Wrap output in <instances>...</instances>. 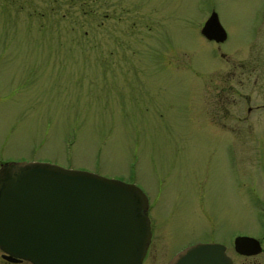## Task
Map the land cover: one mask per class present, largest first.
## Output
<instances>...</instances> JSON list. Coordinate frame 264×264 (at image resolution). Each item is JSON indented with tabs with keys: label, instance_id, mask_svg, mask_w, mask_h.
I'll list each match as a JSON object with an SVG mask.
<instances>
[{
	"label": "rangeland",
	"instance_id": "obj_1",
	"mask_svg": "<svg viewBox=\"0 0 264 264\" xmlns=\"http://www.w3.org/2000/svg\"><path fill=\"white\" fill-rule=\"evenodd\" d=\"M215 2L237 38L219 56L202 41L196 60L182 47L192 0H0V163L43 161L133 182L153 227L184 233L180 242L225 239L233 227L260 236L264 44L239 42L251 1ZM223 57L247 59L251 75L233 87L249 93L252 109L234 98L235 118L221 123L202 85L214 83V64L231 69Z\"/></svg>",
	"mask_w": 264,
	"mask_h": 264
},
{
	"label": "water",
	"instance_id": "obj_2",
	"mask_svg": "<svg viewBox=\"0 0 264 264\" xmlns=\"http://www.w3.org/2000/svg\"><path fill=\"white\" fill-rule=\"evenodd\" d=\"M213 22L217 28L214 14ZM146 209L132 182L43 161L0 165V249L33 264H140L149 239ZM233 244L239 252L260 250L247 235ZM167 264L233 263L221 243L197 241Z\"/></svg>",
	"mask_w": 264,
	"mask_h": 264
},
{
	"label": "flooded vegetation",
	"instance_id": "obj_3",
	"mask_svg": "<svg viewBox=\"0 0 264 264\" xmlns=\"http://www.w3.org/2000/svg\"><path fill=\"white\" fill-rule=\"evenodd\" d=\"M184 1V5L187 6L186 0ZM193 1V8L196 11V15L193 17L191 22L189 21L188 24H186V30L183 31L184 40L182 41V47L184 49H187L188 47L192 48V53L196 57V60L200 59L197 58L198 54L201 53L203 55V52L200 51L202 49L201 46H203L202 41H207L211 45L207 46V54H209L210 47L213 48V50H217V55H223L224 53L222 51H219V47L222 43L228 42L230 39H233V34L230 31L229 27L222 21V19L219 17V14L217 12V6L215 0H192ZM251 1V2H250ZM250 2V9L249 14L246 16V22H247V30L248 32L245 34L244 37H241L242 39H239V42L245 44L246 47L249 45V50L251 47V43L255 42L256 40H260V43L264 44V0H249ZM216 8V9H215ZM240 8L239 12H242V7ZM246 10V9H245ZM213 14L215 18L217 19L219 26L222 28L219 32V26L216 28V24L213 22ZM186 18V16H185ZM242 21V20H241ZM206 23V27L210 30L211 33H214L215 35H218V37L221 36V39H216L214 37L208 36V31L206 27L204 28V24ZM215 24V25H214ZM235 39L237 37H234ZM183 49V50H184ZM212 50V49H211ZM184 53H186L184 51ZM258 63H260L261 66L264 68V49L262 48L258 54ZM224 58V57H223ZM219 59H221L219 57ZM224 61L229 63L231 69H228L226 74H222L218 69L216 68V65L214 64L215 72L213 74L208 75V79H211L214 81V83L209 84L210 87H207L208 84L202 85L203 92L207 96V92L212 93V98H214L213 103V110L214 113L217 114V120L223 123L222 120H225L229 117L235 118L234 113L231 115L230 110L227 107L228 102H235L234 98L238 100L239 97L242 96V101L245 103L246 107V113H249L252 109V106L249 104L250 101V95L248 92L242 94L241 96L238 94V90L236 91L235 87H233V82H241L246 78V75H251L248 72V62L247 59L242 58H230L226 59L224 58ZM249 69H253L251 65H249ZM256 74V73H255ZM264 74V72H263ZM196 75L204 77L202 73L196 70ZM258 75V74H257ZM241 76V77H239ZM243 76V78H242ZM217 79V80H216ZM247 81V80H246ZM264 84V83H263ZM231 91L233 96L228 99L226 96V93H223L224 91ZM264 90V89H263ZM235 94H238L239 96H236ZM207 98V97H206ZM205 98V99H206ZM261 99L255 107L264 108V93H261ZM248 104V105H247ZM209 118H212L213 114L211 111ZM243 119L248 118L247 116H242ZM236 120V119H235ZM1 164V163H0ZM145 193V192H144ZM200 192L196 193V200L198 202ZM147 202H148V196ZM264 210V208H263ZM170 213V212H168ZM206 213L211 217L210 212L208 209H206ZM264 214V213H263ZM146 215L148 217L149 222V239L148 243L146 245L145 251L143 253V256L141 258L140 264H166L169 258L178 250L183 248L186 245H189L191 243L197 242V241H204V242H218L223 245L224 253L230 258L233 264H264V217L263 219L259 220L260 226V236H253L246 233H241L240 231L236 232V228H229L227 229V236L225 239H213L211 237H197V238H191V239H185L184 241L180 242V239L182 237L184 238V233H182L181 236L175 234L173 235L172 232L169 231V229H159V227H153L152 223V216L150 212V205L149 202L147 204L146 209ZM168 214L166 213V216ZM167 218V217H166ZM257 219V218H256ZM225 231V232H226ZM241 234V235H248L252 236L257 239L258 245L260 250L253 252V253H244L239 252L234 248L233 239L235 235ZM180 242V243H178ZM178 243V244H177ZM0 264H33L29 260L24 259L22 257L9 254L2 249H0Z\"/></svg>",
	"mask_w": 264,
	"mask_h": 264
}]
</instances>
